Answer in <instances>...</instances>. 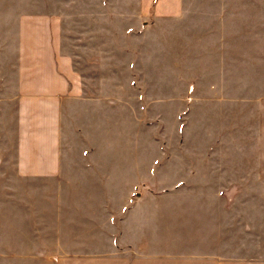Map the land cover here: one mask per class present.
Returning <instances> with one entry per match:
<instances>
[{
  "label": "rangeland",
  "instance_id": "rangeland-1",
  "mask_svg": "<svg viewBox=\"0 0 264 264\" xmlns=\"http://www.w3.org/2000/svg\"><path fill=\"white\" fill-rule=\"evenodd\" d=\"M30 6L64 16L67 51L89 95L100 89L93 128V111L75 116L88 125L83 138L72 136L61 181L110 186L68 189L78 199L74 215H88L87 236L69 238V250L204 254L210 241L199 237L197 216L221 208L211 201L220 196L247 200L252 192L245 188L256 180L264 0H30ZM83 34L93 38H85V52L99 54L89 66L77 42ZM88 163L100 172L94 178L84 170ZM230 182L243 187L221 190Z\"/></svg>",
  "mask_w": 264,
  "mask_h": 264
},
{
  "label": "crops",
  "instance_id": "crops-1",
  "mask_svg": "<svg viewBox=\"0 0 264 264\" xmlns=\"http://www.w3.org/2000/svg\"><path fill=\"white\" fill-rule=\"evenodd\" d=\"M162 2L158 7L165 8ZM173 5L167 9L172 15L177 13ZM82 36L77 39L81 60L89 66V59L99 54L85 52L90 36ZM67 42L61 14H37L30 0L27 5L25 0H0V264H264V98L259 101L256 180L245 188L252 192L250 200L211 199L221 208L214 214L205 208L195 226L203 231L199 237L210 241L204 254H148L146 247L107 253L81 246L69 250V238L87 236L88 215H74L78 199L68 189L106 190L110 185L99 179L75 186L61 181L72 136L83 138L88 125L75 116L93 111V128L100 94L98 88L95 97L89 95ZM86 169L93 178L100 173L89 163ZM235 187L243 186L230 182L221 190Z\"/></svg>",
  "mask_w": 264,
  "mask_h": 264
}]
</instances>
